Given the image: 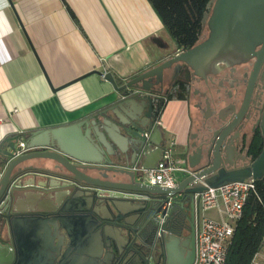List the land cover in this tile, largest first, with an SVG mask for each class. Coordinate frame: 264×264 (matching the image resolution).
I'll list each match as a JSON object with an SVG mask.
<instances>
[{
    "label": "water",
    "instance_id": "95a60500",
    "mask_svg": "<svg viewBox=\"0 0 264 264\" xmlns=\"http://www.w3.org/2000/svg\"><path fill=\"white\" fill-rule=\"evenodd\" d=\"M203 18L209 34L194 47L169 48L154 37L156 45L169 53L156 65L122 84L113 72H98L119 95L99 113V120L88 115L65 130L27 133L25 142L31 150L19 156L14 155L18 136L5 139L0 146L4 169L0 178V264H108V251L116 264L121 260L117 251L124 233L145 213L158 214L170 201H178L183 208L188 195L194 206L196 193L209 187L264 179V149L248 166L227 169L214 161L221 145H214L216 122L204 115L212 105L207 100L206 109L197 106L196 118L208 122L193 133L194 142L184 151L191 171L172 189L139 180L142 169L157 167L168 145L162 126L151 120L164 73L177 72L185 64L193 76L205 77L221 62L247 61L264 42V0H211ZM261 124L264 134V117ZM37 177L44 180L37 183ZM33 184L55 199L54 204L50 201L52 208L38 205L24 212L16 208ZM168 208L161 212V224ZM163 234L161 247L170 264L194 263L195 227L183 242L172 230H163ZM137 244L146 250L142 240ZM131 264L144 263L137 259Z\"/></svg>",
    "mask_w": 264,
    "mask_h": 264
},
{
    "label": "crops",
    "instance_id": "0c3cea01",
    "mask_svg": "<svg viewBox=\"0 0 264 264\" xmlns=\"http://www.w3.org/2000/svg\"><path fill=\"white\" fill-rule=\"evenodd\" d=\"M166 32L148 0H0V146L88 115L99 120L119 95L98 72L127 80L156 65L169 53L154 37L176 47ZM166 101L160 125L181 156L193 132L190 102ZM37 185L18 200L19 211L52 208L55 199Z\"/></svg>",
    "mask_w": 264,
    "mask_h": 264
},
{
    "label": "flooded vegetation",
    "instance_id": "af4514ba",
    "mask_svg": "<svg viewBox=\"0 0 264 264\" xmlns=\"http://www.w3.org/2000/svg\"><path fill=\"white\" fill-rule=\"evenodd\" d=\"M206 28L209 34L207 24L204 25ZM255 52L242 63L221 62L205 77L193 76L192 70L185 64L177 72L167 71L160 91L154 96L156 106L151 120L154 119L160 125V114L169 97L187 98L194 125L189 145L194 142L192 135L197 129L202 128L205 122L215 121L214 145H221V148L220 155L214 161L227 169L252 164L264 149L261 124L264 117V42L257 46ZM207 100L212 102L210 109H206ZM199 105L206 109L204 115L208 121L203 117L196 118ZM196 207L197 203L193 206L189 195L185 198L183 208L178 201L164 204L162 211L168 208L169 212L163 224L159 217L162 211L158 214H154V211L145 213L124 233L117 251L121 260L116 264H131L137 259H141L144 264H170L167 251L161 247L163 230H172L181 237L182 242L190 239L193 227L196 231ZM139 239L146 245V250L138 246ZM2 240L7 241L8 238L2 237ZM150 256V261L146 260ZM106 257L108 264H114L113 258L110 260V251Z\"/></svg>",
    "mask_w": 264,
    "mask_h": 264
},
{
    "label": "built area",
    "instance_id": "2783aa9c",
    "mask_svg": "<svg viewBox=\"0 0 264 264\" xmlns=\"http://www.w3.org/2000/svg\"><path fill=\"white\" fill-rule=\"evenodd\" d=\"M145 135L150 136L148 133ZM176 146V141L172 140L165 148L164 155L157 167L142 169L139 180L163 188H175L179 181L177 173L182 172V175H186L191 171L186 159L176 157ZM30 150L31 148L27 147L26 142L19 139L14 155L19 156ZM3 173L4 169L0 171V178ZM256 190V180L248 179L218 188L209 187L204 192L196 193V256L193 264H226L228 248L234 236L238 219L242 217L243 207L248 196ZM212 210L216 211V216L209 214V211ZM159 217L163 220L161 215ZM258 259L260 256L254 259V264H258Z\"/></svg>",
    "mask_w": 264,
    "mask_h": 264
},
{
    "label": "trees",
    "instance_id": "16d2710c",
    "mask_svg": "<svg viewBox=\"0 0 264 264\" xmlns=\"http://www.w3.org/2000/svg\"><path fill=\"white\" fill-rule=\"evenodd\" d=\"M177 48L190 49L204 39L203 17L211 0H148ZM119 84L123 79L116 76ZM174 97H169V99ZM180 98V97H179ZM0 157V169L3 168ZM238 219L226 264H254L264 254V179L256 181Z\"/></svg>",
    "mask_w": 264,
    "mask_h": 264
},
{
    "label": "rangeland",
    "instance_id": "374dc122",
    "mask_svg": "<svg viewBox=\"0 0 264 264\" xmlns=\"http://www.w3.org/2000/svg\"><path fill=\"white\" fill-rule=\"evenodd\" d=\"M208 34V29L206 28V30H205V36ZM204 36V37H205ZM166 37L168 38V40H169V43H172V42H174V40H173V38H172V36H171V34L170 33H168V32H166ZM176 155V157H181V158H184V159H187V155H177V154H175ZM177 177L180 179V180H182L183 179V175H182V172L181 173H177ZM211 214H213V213H211ZM259 261H258V264H262V262L264 261V254L263 255H261L260 256V259H258Z\"/></svg>",
    "mask_w": 264,
    "mask_h": 264
}]
</instances>
